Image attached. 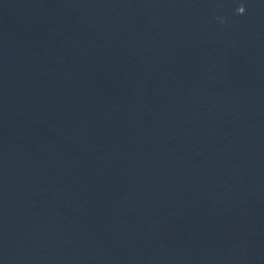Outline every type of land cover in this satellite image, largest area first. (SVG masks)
Wrapping results in <instances>:
<instances>
[{"label":"water","instance_id":"water-1","mask_svg":"<svg viewBox=\"0 0 264 264\" xmlns=\"http://www.w3.org/2000/svg\"><path fill=\"white\" fill-rule=\"evenodd\" d=\"M0 264H264V0H0Z\"/></svg>","mask_w":264,"mask_h":264}]
</instances>
